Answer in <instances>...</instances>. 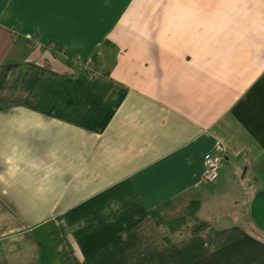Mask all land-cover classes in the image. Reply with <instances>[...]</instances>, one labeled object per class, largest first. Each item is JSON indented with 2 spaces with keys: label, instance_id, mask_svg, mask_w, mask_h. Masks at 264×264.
I'll use <instances>...</instances> for the list:
<instances>
[{
  "label": "crops",
  "instance_id": "obj_1",
  "mask_svg": "<svg viewBox=\"0 0 264 264\" xmlns=\"http://www.w3.org/2000/svg\"><path fill=\"white\" fill-rule=\"evenodd\" d=\"M13 149L0 264H70L56 220L79 264H264V0H0ZM192 201L212 230L172 228Z\"/></svg>",
  "mask_w": 264,
  "mask_h": 264
},
{
  "label": "built area",
  "instance_id": "obj_2",
  "mask_svg": "<svg viewBox=\"0 0 264 264\" xmlns=\"http://www.w3.org/2000/svg\"><path fill=\"white\" fill-rule=\"evenodd\" d=\"M32 39V44L38 45V42L35 40L34 37H30ZM51 48L55 49L56 52L66 58H68L69 56L66 54V51H64L63 49H56V45L55 44H50ZM74 65H78L79 67H81L82 69L88 71L90 74L95 73V67H94V63L92 61V59H88L86 61H80L78 58H74L72 60ZM229 151L228 147L222 143V142H218L215 146V150L213 153H209L206 155V166H205V170H204V181L212 183L215 182L219 175H220V170L222 168V166L224 165V158L226 153ZM56 224L57 227L60 228V223L59 221L56 220ZM61 230V229H60ZM63 238H65V233L63 232L61 235ZM65 244V249L69 248V250H67L65 253V255L67 256V258H73L74 259V254L72 253L70 246L67 244L66 239L63 241ZM61 250H64V247L61 243Z\"/></svg>",
  "mask_w": 264,
  "mask_h": 264
},
{
  "label": "trees",
  "instance_id": "obj_3",
  "mask_svg": "<svg viewBox=\"0 0 264 264\" xmlns=\"http://www.w3.org/2000/svg\"><path fill=\"white\" fill-rule=\"evenodd\" d=\"M56 49H61L60 46H56ZM200 207L199 201H192L187 209V212L181 216L180 218L174 220L171 224L172 228H180L185 227L187 231H189L191 234H197L201 231H205L207 229L212 230L213 225L206 219L200 218L198 216V210ZM63 233V229H56L54 232V240L57 245V247L60 246V244L66 239L63 238L61 235ZM64 254V251H61ZM74 260L77 264H79V260L74 255ZM70 264H73L72 258H70Z\"/></svg>",
  "mask_w": 264,
  "mask_h": 264
},
{
  "label": "clouds",
  "instance_id": "obj_4",
  "mask_svg": "<svg viewBox=\"0 0 264 264\" xmlns=\"http://www.w3.org/2000/svg\"><path fill=\"white\" fill-rule=\"evenodd\" d=\"M12 152H13V155H10V156H8L6 158V163L10 167L7 169V172L6 173H0V184L8 185L9 182L16 177L17 173H19L22 170L20 168V164L21 163H24V161H17L15 163V165H14L13 156L15 155L16 150L13 149ZM29 166H31L33 168L37 167L34 163H30ZM51 175H52V172L46 171L43 179L44 180H48ZM42 190H43L42 187L37 189L38 192H40Z\"/></svg>",
  "mask_w": 264,
  "mask_h": 264
},
{
  "label": "rangeland",
  "instance_id": "obj_5",
  "mask_svg": "<svg viewBox=\"0 0 264 264\" xmlns=\"http://www.w3.org/2000/svg\"><path fill=\"white\" fill-rule=\"evenodd\" d=\"M220 204H221V202H220ZM227 205H229V204H233V205H235V206H238L236 203H226ZM240 205H241V203H239ZM223 212H226V211H223ZM229 214V213H228ZM218 216H220L219 214L217 215V217ZM230 218H232V217H230ZM229 218H227L226 220H228ZM59 229V228H58ZM65 244L66 243H64V242H62V245H63V247H64V252H66L67 250H69V248H67V249H65ZM65 254V253H64ZM66 256V255H65ZM67 257V256H66ZM68 260H69V262H70V259L68 258ZM72 261H73V264H77L76 262H75V260L72 258Z\"/></svg>",
  "mask_w": 264,
  "mask_h": 264
}]
</instances>
